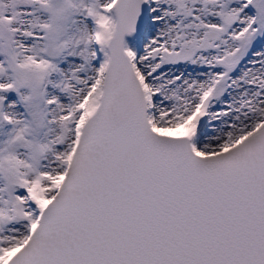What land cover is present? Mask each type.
Here are the masks:
<instances>
[{"label": "snow or ice", "instance_id": "1", "mask_svg": "<svg viewBox=\"0 0 264 264\" xmlns=\"http://www.w3.org/2000/svg\"><path fill=\"white\" fill-rule=\"evenodd\" d=\"M0 264H264V0H0Z\"/></svg>", "mask_w": 264, "mask_h": 264}]
</instances>
